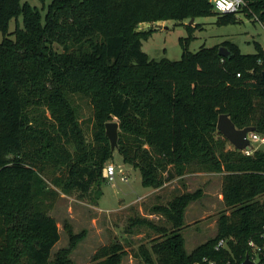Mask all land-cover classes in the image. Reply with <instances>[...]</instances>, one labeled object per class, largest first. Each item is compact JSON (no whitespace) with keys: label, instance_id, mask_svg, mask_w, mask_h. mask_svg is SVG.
<instances>
[{"label":"trees","instance_id":"obj_1","mask_svg":"<svg viewBox=\"0 0 264 264\" xmlns=\"http://www.w3.org/2000/svg\"><path fill=\"white\" fill-rule=\"evenodd\" d=\"M245 1L239 14L264 24V0ZM46 9L43 16L23 0H0V264H74L80 236L69 231L70 248L53 254L61 235L52 211L59 193L85 199L107 181L103 170L115 153L108 122H118L117 151L149 190L191 175H222L226 209L214 236L188 252L186 213L205 193L186 190L152 209L170 229L142 220L161 240L135 257L145 264H241L250 241L264 243V151L246 156L228 147L217 123L227 114L237 129L255 127L264 136L263 45L244 54L226 41L228 57L219 54L221 45L193 53L197 25L187 27L179 61L143 50L149 34L134 31L141 22H237L239 14H219L211 0H52ZM19 16L23 27L9 34ZM126 255L114 242L90 264H122Z\"/></svg>","mask_w":264,"mask_h":264},{"label":"rangeland","instance_id":"obj_2","mask_svg":"<svg viewBox=\"0 0 264 264\" xmlns=\"http://www.w3.org/2000/svg\"><path fill=\"white\" fill-rule=\"evenodd\" d=\"M23 2L37 7L44 16L52 0H23ZM217 19V16H210L182 22L146 21L139 23L134 31L143 35L149 34V37L143 40V50L155 60H181L183 55L181 39L189 37L188 26H202V29L193 33L189 46L193 53L203 46L211 48L221 45L222 47L226 41L237 44L244 54L255 53L256 43L264 45V28L257 20L239 14L237 22L220 25ZM17 27H23L22 16L10 22L8 33H14ZM3 39L4 34L0 31V43ZM83 111L84 126L86 130L92 131L93 121L86 122L90 117V110L83 107ZM228 147L233 146L228 143ZM108 163H112L117 168L115 181L110 183L106 179L102 187L95 186L90 197L79 199L76 196L59 193L52 215L58 222L61 239L53 249V254L61 249L70 248L69 231H71L74 236H80L72 248L71 258L74 264H90L101 247L114 242H120L127 251L122 264H145L142 257H135V253H138L142 246L151 251L153 241L161 238L155 229L142 223V220L146 219L157 226H167L170 229L171 222L161 214H152L153 207L159 204L166 205L186 190L195 191L199 188L204 190L205 195L203 199L194 202L188 208L182 230L188 252H192L215 235L216 221L220 212L226 209L221 194V174L191 175L182 180L172 181L154 194L147 195L150 190L144 186L141 172L126 164L121 153L115 151ZM123 175L128 179L124 180ZM99 188L103 190L101 198L96 196Z\"/></svg>","mask_w":264,"mask_h":264},{"label":"built area","instance_id":"obj_3","mask_svg":"<svg viewBox=\"0 0 264 264\" xmlns=\"http://www.w3.org/2000/svg\"><path fill=\"white\" fill-rule=\"evenodd\" d=\"M211 2L214 5L215 11L219 14H228V13L239 14L247 6V2L245 0H243L242 3H236V0H211ZM255 20L259 22L257 18H255ZM259 23L264 28V24H262L261 22ZM238 76L240 77V74ZM247 139L250 141V145L245 150L242 151L246 156L253 155L254 152L257 150L264 151L263 135L257 132H251L247 135ZM117 173H118L117 168L112 163H108L103 170L104 178L107 179L110 183L112 181H115ZM119 173L122 174L121 170H119ZM123 176H124L123 177L124 180L128 179L126 175ZM224 244L225 241L221 240L217 245V249L223 247ZM248 245L250 247V252L245 256L242 263L246 261V259H249L253 264H264V243L262 245L261 244L259 245L253 241H250Z\"/></svg>","mask_w":264,"mask_h":264},{"label":"water","instance_id":"obj_4","mask_svg":"<svg viewBox=\"0 0 264 264\" xmlns=\"http://www.w3.org/2000/svg\"><path fill=\"white\" fill-rule=\"evenodd\" d=\"M219 54L223 57H228L230 55V51L226 47H221L219 49ZM217 129L234 148L240 151L245 150L250 145V141L247 139V135L251 132L256 131L255 127L237 129V127L227 114H222L219 116ZM106 135L111 143V150L113 152L117 151L119 140L118 122H108L106 124ZM242 264L253 263L249 259H246V261H244Z\"/></svg>","mask_w":264,"mask_h":264},{"label":"crops","instance_id":"obj_5","mask_svg":"<svg viewBox=\"0 0 264 264\" xmlns=\"http://www.w3.org/2000/svg\"><path fill=\"white\" fill-rule=\"evenodd\" d=\"M158 190H150L149 192H148V194L147 195H151V194H154L155 192H157ZM145 197V196H144Z\"/></svg>","mask_w":264,"mask_h":264},{"label":"clouds","instance_id":"obj_6","mask_svg":"<svg viewBox=\"0 0 264 264\" xmlns=\"http://www.w3.org/2000/svg\"><path fill=\"white\" fill-rule=\"evenodd\" d=\"M243 0H236V3H242Z\"/></svg>","mask_w":264,"mask_h":264}]
</instances>
